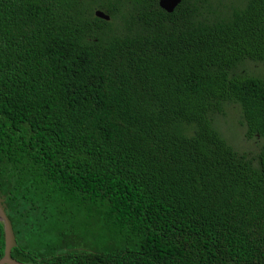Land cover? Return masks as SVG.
Listing matches in <instances>:
<instances>
[{
	"label": "trees",
	"instance_id": "trees-1",
	"mask_svg": "<svg viewBox=\"0 0 264 264\" xmlns=\"http://www.w3.org/2000/svg\"><path fill=\"white\" fill-rule=\"evenodd\" d=\"M0 0V199L34 264H264V0ZM98 11L108 20L94 17ZM0 223V258L3 255Z\"/></svg>",
	"mask_w": 264,
	"mask_h": 264
},
{
	"label": "rangeland",
	"instance_id": "rangeland-1",
	"mask_svg": "<svg viewBox=\"0 0 264 264\" xmlns=\"http://www.w3.org/2000/svg\"><path fill=\"white\" fill-rule=\"evenodd\" d=\"M232 1L239 3L242 0ZM235 72H242L247 75H253L264 79V62L252 63L244 61L237 67ZM212 126L237 153L252 155L259 150L262 144H264L262 140L245 139L244 128L240 124L239 108L236 105L225 104L222 108V114L214 116Z\"/></svg>",
	"mask_w": 264,
	"mask_h": 264
},
{
	"label": "water",
	"instance_id": "water-1",
	"mask_svg": "<svg viewBox=\"0 0 264 264\" xmlns=\"http://www.w3.org/2000/svg\"><path fill=\"white\" fill-rule=\"evenodd\" d=\"M181 0H159L158 6L166 13H171L173 9L180 3ZM94 17L98 19L108 20V17L102 13L95 11ZM0 199V223L3 227L4 248L3 255L0 258V264H34V263H20L10 256V251L15 247V239L12 232L11 224L5 215L4 207L1 205Z\"/></svg>",
	"mask_w": 264,
	"mask_h": 264
}]
</instances>
